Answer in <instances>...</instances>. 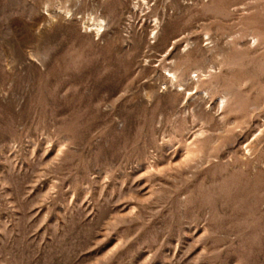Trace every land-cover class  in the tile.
<instances>
[{
    "label": "rangeland",
    "instance_id": "rangeland-1",
    "mask_svg": "<svg viewBox=\"0 0 264 264\" xmlns=\"http://www.w3.org/2000/svg\"><path fill=\"white\" fill-rule=\"evenodd\" d=\"M0 264H264V0H0Z\"/></svg>",
    "mask_w": 264,
    "mask_h": 264
}]
</instances>
